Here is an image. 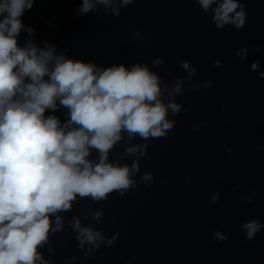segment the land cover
Wrapping results in <instances>:
<instances>
[{"label":"water","instance_id":"95a60500","mask_svg":"<svg viewBox=\"0 0 264 264\" xmlns=\"http://www.w3.org/2000/svg\"><path fill=\"white\" fill-rule=\"evenodd\" d=\"M237 2L246 21L240 30L216 28L217 5L205 12L198 0H132L123 7L122 0L111 7L90 0L86 13L83 0H33L25 10L18 47L52 46L56 56L101 70L147 66L160 82L158 99L180 106L175 113L168 108L174 123L165 136L121 129L105 163L127 166L133 183L102 199L77 194L71 208L48 214L36 264H264V229L251 241L240 230L250 220L264 223V0ZM242 48L244 59L237 55ZM56 104L44 117L64 127L70 109ZM101 155L89 147L85 159L95 167ZM214 193L219 199L211 203ZM77 222L103 239L82 245ZM216 231L227 240H215Z\"/></svg>","mask_w":264,"mask_h":264},{"label":"clouds","instance_id":"9594fccd","mask_svg":"<svg viewBox=\"0 0 264 264\" xmlns=\"http://www.w3.org/2000/svg\"><path fill=\"white\" fill-rule=\"evenodd\" d=\"M131 2L122 0L119 7ZM96 3L112 6V0ZM198 3L205 12L217 5L212 19L218 29L228 24L237 30L245 26L244 6L237 0ZM32 6L33 0H0V264H36L40 260L37 245L48 238V214L71 208L77 194L102 199L113 190L128 188L133 183L129 168L105 163L108 150L121 139V129L143 138L162 137L174 123L166 119L168 108L180 111L179 105H165L158 99L160 82L147 66L101 70L91 63L56 56L52 46L18 47L20 17ZM93 7L90 0H83L80 11L86 13ZM113 14L119 15L118 8H113ZM247 52L242 48L237 55L244 59ZM220 63L215 62L216 66ZM181 66L195 73L187 62ZM258 66V61L253 63L252 70L258 71ZM260 76L264 78V72ZM181 83L175 86V93L181 91ZM57 100L70 109L64 127L57 118L44 117L47 109H56ZM73 123L81 127L66 131ZM89 147L102 154L95 167L85 159ZM144 179L150 180L151 175ZM218 199L219 194L214 193L210 202ZM75 227L84 237L82 245L103 239L100 233L81 228L79 222ZM262 229L264 223L258 220L240 226L248 241ZM212 237L227 240L220 231Z\"/></svg>","mask_w":264,"mask_h":264}]
</instances>
